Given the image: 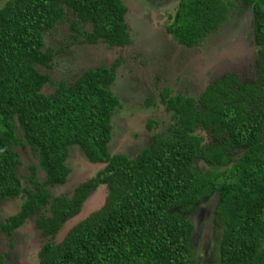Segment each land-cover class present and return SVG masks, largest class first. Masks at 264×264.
Returning <instances> with one entry per match:
<instances>
[{"label": "trees", "instance_id": "obj_1", "mask_svg": "<svg viewBox=\"0 0 264 264\" xmlns=\"http://www.w3.org/2000/svg\"><path fill=\"white\" fill-rule=\"evenodd\" d=\"M236 5L252 13L255 79L227 76L197 99L160 98L174 122L129 157L108 150L111 116L122 106L111 92L120 61L43 92L60 51L44 49V33L71 11L75 26H90L82 33L89 44L129 45L122 0H0V210L21 200L17 213L0 220V231L11 235L36 215L44 239L36 264H264V0H180L166 31L195 48ZM75 146L98 171L70 197L52 196L50 189L67 180ZM25 147L45 174L41 181L35 165L26 178L17 173V148ZM99 186L103 206L56 244L61 223ZM209 199L212 225L221 232L212 235L215 252L199 262L192 214Z\"/></svg>", "mask_w": 264, "mask_h": 264}, {"label": "rangeland", "instance_id": "obj_2", "mask_svg": "<svg viewBox=\"0 0 264 264\" xmlns=\"http://www.w3.org/2000/svg\"><path fill=\"white\" fill-rule=\"evenodd\" d=\"M179 1L122 0L128 8L125 23L131 40V44L123 47L111 48L102 42L96 44L86 42L82 33L89 31L90 26L88 24L75 26L77 18L71 11L66 13L62 23H57L53 29L44 33V49L61 51L54 56L51 68L47 71L51 83L43 88L45 94L51 93L59 82L69 84L76 81L90 68L99 66L109 68L120 61L111 86L112 94L122 105L120 110L115 109L110 120L112 137L108 143V150L112 154L134 157L141 148L148 145L152 136L167 134L166 128L174 121L169 119L171 113L161 106L160 98L168 94L169 96L183 94L197 99L219 72L222 75L235 73L240 82H246L252 76L253 68L247 65L249 59L253 58V47L251 43L245 44L243 41L240 47L239 41L235 40L240 35L242 38L250 39L252 23L250 8L236 5L230 12L228 20L217 32L205 37L199 46L189 49L178 45L166 31L168 18L165 16L167 13L170 15L174 13ZM218 39L229 40L241 50L245 46L243 52L240 50L244 61L237 64L238 58L233 54V50L224 48L218 43ZM220 52L223 55L218 61ZM149 120L155 122L150 130L147 129ZM17 150L21 160L17 173L26 178L29 176V168L38 166L37 158L33 157L32 152L26 147ZM66 165L70 169L66 183L50 189L52 196L70 197L73 188L92 177L99 167L97 164L89 163L77 146L71 148ZM36 176L41 181L45 174L37 167ZM91 203L90 200L86 201L83 209L86 210L84 207H89ZM205 204L199 206V210L192 214L196 234L197 230L198 232L200 230L199 239L195 238V234L192 241L199 262L212 250L215 252L216 249H212V235L220 231L219 226L218 228L212 226L206 230L202 225L206 217L204 211H208L206 218L209 216L210 210H206L205 207L208 208L211 199ZM20 205V199L3 202L0 220L3 221L17 213ZM43 211L48 214L46 209ZM55 239L60 242L61 236L57 234ZM43 242L44 239L37 227V217L31 215L11 235L0 231V255L4 257V264H36L37 253Z\"/></svg>", "mask_w": 264, "mask_h": 264}, {"label": "flooded vegetation", "instance_id": "obj_3", "mask_svg": "<svg viewBox=\"0 0 264 264\" xmlns=\"http://www.w3.org/2000/svg\"><path fill=\"white\" fill-rule=\"evenodd\" d=\"M252 23H253V20H252ZM252 23H251V25H250V27H251V35H250V41L248 40V39H246V38H242L241 37V35H240V37H235L236 39V41H239V43H240V47H241V44H243V43H245V44H249V43H251V45H252V47H253V55H252V57L253 58H250L249 59V61H248V65H247V67H252L253 68V71H251L252 72V76L251 77H249V79L246 81L247 83H251L254 79H255V69H254V42H253V33H252ZM239 31V30H238ZM216 40V39H215ZM217 41H219L218 43L219 44H222L223 45V47L224 48H228L230 51L231 50H233V54L238 58V60H237V64H238V62H240V61H244L243 60V55H242V53H241V51L243 52L244 50H245V46H243V48H242V50L241 49H239L238 48V46L237 45H235L234 46V44H233V42H230L229 40H225V39H218ZM241 41H243V43H241ZM234 46V47H233ZM190 49H192V48H190ZM241 50V51H240ZM243 54H246V53H243ZM222 55H223V53L222 52H220L219 54H218V61H220L221 60V58H222ZM249 70V69H248ZM227 76H233V77H235L236 78V80L237 81H239L238 80V77L236 76V74L235 73H232V72H230V73H225V74H221V72H219V73H217L216 75H215V77H214V81H212L211 83H213V82H215L216 80H223L225 77H227ZM240 82V81H239ZM210 84V83H209ZM168 113H170V112H168ZM170 120H171V118H169ZM170 125V124H169ZM169 127V126H168ZM168 127L166 128V130L168 131ZM202 134H205V133H203L202 132ZM157 135V134H156ZM159 135V134H158ZM166 135V134H165ZM160 136H164V135H160ZM203 136V135H202ZM153 137V136H152ZM151 137V138H152ZM206 137V136H205ZM205 137H204V139H205ZM150 141V140H149ZM240 153V152H239ZM239 153L237 152V154L239 155ZM209 201H210V199H209ZM214 204H215V201H212L211 200V204H209L208 205V208L207 207H205V209L206 210H210V212H209V216H208V218H206L207 217V215H208V211H204V213H206V217L203 219V221H202V225H204L205 226V229L207 230H209V227H212L213 225H212V211H213V209H214ZM202 205H206L205 203L204 204H199V206H202ZM198 208H200V207H198ZM204 209V210H205ZM199 210V209H198ZM195 211V210H194ZM207 221H208V224H207ZM194 225V224H193ZM203 226V227H204ZM194 231V235L196 234V228H195V226H194V229H193ZM199 234H200V230H199V232H198V230H197V234L195 235V238H198L199 239ZM56 238V237H55ZM55 241H56V239H55ZM207 242H209V240L207 239ZM44 243V242H43ZM42 243V244H43ZM56 244H59V242H57L56 241ZM40 248H41V246L39 247V250H40ZM38 250V251H39Z\"/></svg>", "mask_w": 264, "mask_h": 264}, {"label": "water", "instance_id": "obj_4", "mask_svg": "<svg viewBox=\"0 0 264 264\" xmlns=\"http://www.w3.org/2000/svg\"><path fill=\"white\" fill-rule=\"evenodd\" d=\"M90 200L92 203L89 207H84L86 210L83 209V206L85 205V202ZM105 201V190L104 186H99L97 189H95L89 196L86 198V200L81 205L79 211L72 215L70 218H68L66 221L61 223V226L58 231V235L61 236V240L66 236L68 231L76 225L81 220L85 219L91 212L100 209Z\"/></svg>", "mask_w": 264, "mask_h": 264}, {"label": "crops", "instance_id": "obj_5", "mask_svg": "<svg viewBox=\"0 0 264 264\" xmlns=\"http://www.w3.org/2000/svg\"><path fill=\"white\" fill-rule=\"evenodd\" d=\"M170 14L167 13V15L165 17L169 18ZM190 49V48H189ZM161 104V103H160ZM162 107H165L163 104H161ZM38 254V253H37Z\"/></svg>", "mask_w": 264, "mask_h": 264}, {"label": "clouds", "instance_id": "obj_6", "mask_svg": "<svg viewBox=\"0 0 264 264\" xmlns=\"http://www.w3.org/2000/svg\"><path fill=\"white\" fill-rule=\"evenodd\" d=\"M125 18H126V15H124V20H125ZM127 25V24H126ZM38 164V163H37ZM66 183V182H65ZM65 183L63 184V185H65Z\"/></svg>", "mask_w": 264, "mask_h": 264}]
</instances>
